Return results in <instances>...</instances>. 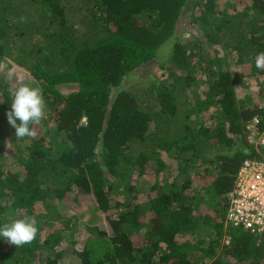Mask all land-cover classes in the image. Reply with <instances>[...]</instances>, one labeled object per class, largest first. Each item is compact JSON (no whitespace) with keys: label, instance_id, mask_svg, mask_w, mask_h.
I'll return each instance as SVG.
<instances>
[{"label":"trees","instance_id":"trees-1","mask_svg":"<svg viewBox=\"0 0 264 264\" xmlns=\"http://www.w3.org/2000/svg\"><path fill=\"white\" fill-rule=\"evenodd\" d=\"M220 1L0 0V58L46 104L18 140V79L0 71V225L38 229L20 247L0 237V264H264V233L224 222L255 154L264 0ZM90 205L101 220L82 227Z\"/></svg>","mask_w":264,"mask_h":264},{"label":"built area","instance_id":"built-area-1","mask_svg":"<svg viewBox=\"0 0 264 264\" xmlns=\"http://www.w3.org/2000/svg\"><path fill=\"white\" fill-rule=\"evenodd\" d=\"M261 107L262 112L247 124L255 154L239 167L225 213L226 226L251 233H264V104Z\"/></svg>","mask_w":264,"mask_h":264},{"label":"clouds","instance_id":"clouds-1","mask_svg":"<svg viewBox=\"0 0 264 264\" xmlns=\"http://www.w3.org/2000/svg\"><path fill=\"white\" fill-rule=\"evenodd\" d=\"M254 61L256 68L264 71V52L258 53ZM10 106L7 120L15 129L18 140L34 137L36 132L31 125L40 123L45 116L46 104L41 89L24 83L22 78L18 79ZM37 231V220L34 217L13 219L10 223L0 225V237L16 247L31 243L36 238Z\"/></svg>","mask_w":264,"mask_h":264},{"label":"rangeland","instance_id":"rangeland-1","mask_svg":"<svg viewBox=\"0 0 264 264\" xmlns=\"http://www.w3.org/2000/svg\"><path fill=\"white\" fill-rule=\"evenodd\" d=\"M222 1L223 0H221L220 2H222ZM184 35H186V36L190 35V31L185 32ZM0 62H1L0 71L4 72L7 75L8 79H11V78L13 80L14 79L17 80L20 78L23 79L24 77H26L28 75L27 71L20 69V67L16 66L12 61L9 60V58H6V57L0 58ZM143 71L150 75L147 68L143 69ZM161 73H162V70L159 69L157 74L161 75ZM140 75H141V73H139V71H138L137 74H135L133 77H131L129 79L128 84H131L133 80H138V78L141 79ZM149 172H150L149 176L147 174H143L138 179V184H139V187L141 189V194L147 190V188H148L147 185L150 183V178H152V176H153V172L152 171H149ZM57 208L62 213L63 212H66L69 214L75 213V209H73V207H70L69 205H66V204H60L57 206ZM91 209L92 208L90 205L89 208L81 210V211L79 210L77 212L78 218H79L78 222H79V224L82 225V227L83 226L85 227L86 223H89V224L91 223L90 218L92 216H96V219H97L96 224L97 225L100 222L101 217L99 216V214L97 213V215H96V212H93ZM45 213L50 215L53 219H55L54 213H51V212H45ZM224 222H225V220H224ZM256 234H258V233H256ZM224 241H226V240H224Z\"/></svg>","mask_w":264,"mask_h":264}]
</instances>
